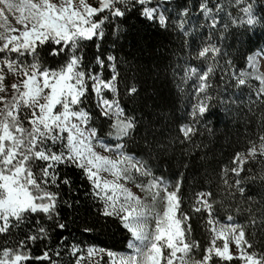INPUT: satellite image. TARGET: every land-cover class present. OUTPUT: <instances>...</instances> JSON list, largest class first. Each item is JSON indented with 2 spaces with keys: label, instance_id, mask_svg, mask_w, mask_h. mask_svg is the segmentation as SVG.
<instances>
[{
  "label": "snow or ice",
  "instance_id": "6c2138e0",
  "mask_svg": "<svg viewBox=\"0 0 264 264\" xmlns=\"http://www.w3.org/2000/svg\"><path fill=\"white\" fill-rule=\"evenodd\" d=\"M145 29L174 42L175 59L142 78L140 65L116 53ZM158 82L180 96L192 84L179 116L156 102ZM241 113L244 145L213 169L215 192L192 194L201 243L182 209L185 173L211 164L202 137L214 121ZM174 157L183 171L173 181L161 166ZM72 169L87 182L86 217L78 198H64L79 191ZM76 222L87 242L63 235ZM113 227L125 252L96 241ZM258 233L264 0H0V264H63L62 255L69 264H104L105 255L109 264H264L249 238ZM54 234L56 247L33 257L31 246Z\"/></svg>",
  "mask_w": 264,
  "mask_h": 264
},
{
  "label": "trees",
  "instance_id": "16d2710c",
  "mask_svg": "<svg viewBox=\"0 0 264 264\" xmlns=\"http://www.w3.org/2000/svg\"><path fill=\"white\" fill-rule=\"evenodd\" d=\"M123 43L122 51L116 53L117 56L127 55L130 61H133L134 64L140 65L144 71L141 74L142 78L147 76L148 72L153 71L156 64L164 63L167 64L169 59L174 60L175 57L171 55V51L175 48V43L170 41L164 36H160L149 29H145L139 36H131L127 40L121 41ZM256 42L259 43V39H256ZM107 46V45H105ZM95 51V47L87 50L86 56H90ZM245 56L247 53L244 54ZM239 67H244L243 58L239 60ZM239 68L237 69V71ZM187 91L183 96L176 91L175 84L169 83L166 86L163 83L158 82V88L161 92V98L156 102L164 107L165 111H168L170 108L176 109V115L179 116L183 110V106L190 100L192 95V85L188 84L185 86ZM190 106V105H189ZM241 119L237 120L235 118H221L214 121V131L211 135L205 132L204 143L208 145L205 151L207 152L208 160L211 164L205 169H199V174L196 172V167L190 166L188 172L185 173L184 182L182 185V195L186 198L185 202L182 204V209L185 212H188L190 215V203L192 199V194L196 191L207 190L211 187L212 191L215 192V183L211 185L207 183L211 179L213 174V169H217L221 164H227L230 162L231 156L234 151L239 150L245 143V136L249 134V129L245 127L246 117L241 113ZM248 118H253L255 120L258 118V112L248 113ZM252 130H255V124L253 123ZM196 153L195 155H199ZM177 157L173 158V161L170 165H162L161 170L165 172L166 175H169V169L171 171L170 178L174 181L176 177L179 176L180 171H183V166L178 165ZM179 168V171L177 170ZM68 175L76 182V187L79 188V191H73L71 194L64 191V198H68L69 195L72 197L78 198L81 201L80 214L82 216H87L89 211L90 201H87L85 198V193L87 192V182L82 181L78 172L75 169L69 170ZM94 207V205H92ZM65 215L71 218L75 216L76 213L72 210L65 211ZM193 229V233L201 243L205 242L206 237L203 235V226L202 218L200 214H194L192 220L190 221ZM64 236L68 237L69 243L74 241H85L87 242L89 237L83 235L78 230V222L71 223L69 225V231L63 233ZM252 242L256 245V250H264V233H258L255 236L249 237ZM59 241V237L55 234L53 235L52 241H45L44 244L36 243L31 246L32 256L41 255L42 251L45 248V244H51L52 248L56 247V243ZM96 241L99 246H107L115 252H120L125 249L126 241L122 240L121 233L118 232L115 227L109 230L107 235H100L96 237ZM99 257L98 259H100ZM63 264H69L70 256L61 257ZM104 264H108V258L106 256L102 257ZM32 264H38L33 260ZM46 264V262H45Z\"/></svg>",
  "mask_w": 264,
  "mask_h": 264
},
{
  "label": "rangeland",
  "instance_id": "374dc122",
  "mask_svg": "<svg viewBox=\"0 0 264 264\" xmlns=\"http://www.w3.org/2000/svg\"><path fill=\"white\" fill-rule=\"evenodd\" d=\"M189 84H191V83H189ZM192 85V84H191ZM126 251V247H125V249L124 250H122V251H120V252H125ZM119 253V252H118ZM106 256V255H105ZM107 257V256H106ZM97 258H99V257H97ZM108 258V257H107ZM108 264H109V258H108Z\"/></svg>",
  "mask_w": 264,
  "mask_h": 264
}]
</instances>
